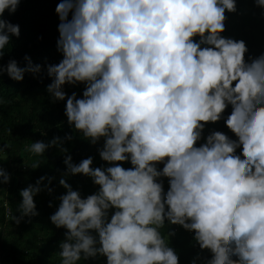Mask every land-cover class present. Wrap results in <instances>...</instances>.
Segmentation results:
<instances>
[{"label":"clouds","instance_id":"clouds-1","mask_svg":"<svg viewBox=\"0 0 264 264\" xmlns=\"http://www.w3.org/2000/svg\"><path fill=\"white\" fill-rule=\"evenodd\" d=\"M20 2L0 0V60L20 37L5 16ZM253 5L264 16V0ZM238 11L237 0H59V62L9 57L0 78L46 74L49 101L64 102L67 126L103 163L73 160L65 145L73 131L34 140L31 154L63 153L66 167L56 170L65 191L53 195L57 177L48 173L20 188L18 211L6 212L13 226L40 215L34 197L46 192L48 219L64 229L60 264H180L161 234L166 222L192 233L200 251L189 264H264V48L253 53L223 34ZM219 121L232 135L208 127ZM76 174L95 190L74 188ZM12 175L0 165V185Z\"/></svg>","mask_w":264,"mask_h":264},{"label":"trees","instance_id":"trees-1","mask_svg":"<svg viewBox=\"0 0 264 264\" xmlns=\"http://www.w3.org/2000/svg\"><path fill=\"white\" fill-rule=\"evenodd\" d=\"M238 13L229 14L226 22V36L243 38L251 52H258L264 48V16H260V9L254 7L253 0H237ZM59 0H21L15 13L5 16L13 23L20 25V37L13 38L14 45L10 42L6 45L9 51L0 62H6L9 57L15 58L23 66L24 54L31 56L33 63L59 62L61 54L56 50V40L59 35L57 25L58 15L55 12ZM50 79H35L32 74L26 73L23 81H14L6 75L0 78V146L4 143L10 145L7 149L0 150V165L12 173V180L7 185H0V264H60L58 243L63 238L64 229L56 228L48 219L54 207L48 206V201L53 198L46 192L39 193L34 199L40 215L33 217L32 222H21L13 226L5 216V201L9 211L16 213L20 196L18 190L28 183H35L36 179L45 173L55 175L52 181L55 188L53 195H59L63 191L58 180L61 175L56 169L63 170V153L58 148L47 149L42 155H34L27 151V146L36 139H49L53 135L63 136L65 132L73 131L77 137L73 141H65L69 147L73 160L93 155L94 164L101 161L95 145L84 141L83 134L69 129L64 116V102L51 103L46 92V84ZM83 86L75 89L66 86V91L76 90L78 94ZM230 110V109H229ZM209 128H217L229 135L232 133L223 121L208 125ZM12 128V132L8 129ZM46 131L47 136L41 132ZM207 131V129H206ZM40 162L37 169L25 168L23 164L31 165L35 161ZM125 166H130L125 164ZM69 183L74 188H81L82 194H88L95 190L89 178L81 174L68 177ZM165 187L167 181L165 180ZM58 203V201H56ZM175 228V236L169 239V228ZM161 234L179 253L180 264H189L191 259L200 251L199 246H193L192 233L184 230L179 225H168L160 229ZM207 255V252L203 253ZM104 258L84 261L81 258L77 264H101Z\"/></svg>","mask_w":264,"mask_h":264},{"label":"built area","instance_id":"built-area-1","mask_svg":"<svg viewBox=\"0 0 264 264\" xmlns=\"http://www.w3.org/2000/svg\"><path fill=\"white\" fill-rule=\"evenodd\" d=\"M9 211V207L8 206H5V212ZM5 216H6V213H5Z\"/></svg>","mask_w":264,"mask_h":264}]
</instances>
